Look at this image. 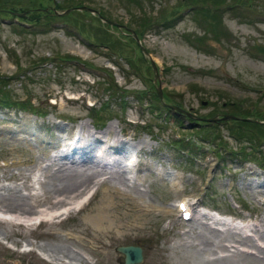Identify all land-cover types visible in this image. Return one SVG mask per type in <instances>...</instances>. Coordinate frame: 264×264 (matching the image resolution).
<instances>
[{
  "label": "rangeland",
  "instance_id": "1",
  "mask_svg": "<svg viewBox=\"0 0 264 264\" xmlns=\"http://www.w3.org/2000/svg\"><path fill=\"white\" fill-rule=\"evenodd\" d=\"M211 1L0 0V98L11 102L0 103V200L21 197L0 202L9 208L0 210V264H122L116 246L128 243L142 247L139 264H215L233 250L225 233L264 244L263 133L232 136L245 114L264 119V0ZM82 4L121 26L85 9L54 13ZM128 28L157 65L156 82ZM71 140L79 146L59 155ZM60 168L98 172L69 212L29 226L4 219L56 212L46 197L70 194ZM105 194L110 207L96 224ZM179 203L196 209L192 219ZM201 206L240 216L249 232L213 223ZM209 230L213 244L202 243Z\"/></svg>",
  "mask_w": 264,
  "mask_h": 264
},
{
  "label": "bare ground",
  "instance_id": "2",
  "mask_svg": "<svg viewBox=\"0 0 264 264\" xmlns=\"http://www.w3.org/2000/svg\"><path fill=\"white\" fill-rule=\"evenodd\" d=\"M73 135H74V133H72V136ZM79 140L80 139H77V141H79ZM77 141L71 140V142H74V143H71V145L70 144L65 145V147H67L65 149H69V147H71L72 145H74V146L78 145ZM29 148H31V147H29ZM65 156H67V155H65ZM74 161H75V159H74ZM128 167H130V166H128ZM135 168H136L135 166L128 168L129 169L128 172L129 173H132V172L139 173L138 171H136ZM117 169L120 172H122V173L125 172L124 170H122V164H120V161H119V163L117 162ZM86 172H88V171H86V170H78V169H75V168L74 169H70V168H62L61 169L60 168L59 171L56 172V174H58V177L60 179H62L63 187H65L66 192L70 193L67 196L65 194H62L64 197H60V198H58V196L56 195L55 196L56 198L52 199V201H51L50 197H46V200L52 202V206L49 207V210H52L54 208V209H56V212H49V211H46V209H44V211H39V212L38 211L37 212H32L31 210L24 211L23 213H21V212H17V213L16 212H10V213H8L10 217L9 218L6 217L4 219L7 220L8 222L14 221V222H18V223L26 226L27 224L30 223V222H27V220H28V218L31 219L32 213H37L35 218L36 217L39 218V222H38V224H39V223H42V222L51 221L53 219L51 217L52 213L60 215V214H63V212H69L71 210L70 206H71V208L74 207V205H73L74 201H71V200H75L76 201L78 199V197L80 198L81 197L80 194L83 193L85 190H87V188L90 186L87 183H91L92 179L95 178L94 174H96V175L98 174V172H95V171H94V173H86ZM111 175H112V177L114 179L115 178H119V177H117L119 175L115 174L113 172H111ZM104 179L105 178H102L99 181L100 182H104L103 181ZM109 180L111 181V179H109ZM106 186H108V185H106ZM110 189H112V188H110ZM113 189L116 190V188H113ZM58 195H61V193L58 194ZM18 198H21V197H14L13 199L12 198H4L3 200H0V202L1 201H5L7 203H10V204H7V205L19 204L20 202H18ZM65 200H69V202L58 206L60 203L64 202ZM29 205H30V203H29ZM30 206L33 207L34 204H31ZM56 206H58V207H56ZM109 207H110V204L108 203V198H107V195L105 194V199H104L103 206L102 207L100 206L99 208H97V210L91 216V219L93 220V222L96 223V224H100V222L105 220L106 219V213H107V210H108ZM4 209H9V208H7L6 206L0 205V210L4 211ZM161 209H164V208H161ZM168 209H169V207H168ZM38 213H40L42 215V218H41L40 214L38 215ZM246 228L247 227H245V230L243 228H240L237 232L242 233V234H247L249 232V229L246 230ZM192 229H189V230H192ZM205 232L200 231V233H199L201 238H202L201 239L202 243H207V244L211 243V244H213L214 239L211 238L212 233L210 232V230H209V233H210L209 235H208L207 231H205ZM262 234H263L262 237L264 238V233H262ZM212 236H217V234H213ZM225 236L227 238H229V240H227V241L230 242L231 240H233L232 242L234 244L233 243H231L230 245L226 244L227 247H228L227 248L228 250H230L229 247H232L233 250H230L231 252L228 255L225 254L224 256L217 257L216 261H215V264H264V244L263 243L260 242L259 243L260 247H257L255 242L251 241V240H253L252 238L249 239V237H247V238L241 237L239 239V237L237 238V236L235 234L230 233V232L229 233H225ZM262 242H264V240ZM237 244H240V245H237ZM213 246H216V247H221L222 246L223 248H225V246L223 244H221V243H218V244L215 243ZM253 246L258 248V250H259L258 253L256 251L255 252H251L250 251V250H252ZM247 247H249V248H247ZM240 253H241V255L242 254H246L248 256H251V261L246 259V258H243V257H241V258L235 257V256H237ZM49 255L52 256L51 254H49ZM70 255L73 256V257L76 256V254H74L73 252H70Z\"/></svg>",
  "mask_w": 264,
  "mask_h": 264
},
{
  "label": "water",
  "instance_id": "3",
  "mask_svg": "<svg viewBox=\"0 0 264 264\" xmlns=\"http://www.w3.org/2000/svg\"><path fill=\"white\" fill-rule=\"evenodd\" d=\"M85 9L88 10L92 13H96L100 16V18L104 21H106L109 24L115 25V26H121V24L115 23L113 21H111L109 18H107L106 16L102 15L99 13V11L95 8H92L90 6L87 5H76L73 7H68L62 11H58L54 8V13L55 14H66L70 9ZM127 31L130 32V34H132V36L134 37L135 41L137 42L136 44L139 45L140 49L142 50V53L148 58L149 62L151 63L152 69L154 75H153V81L156 82L159 79V69L157 67V65L154 63L153 58L151 56V54L147 51V49L145 48V46L143 45V43H141V39L139 38V36H137L136 34H134L133 30H131V28H128ZM156 91L159 95V97L161 98V91H160V87L156 88ZM174 108V105L171 106V108ZM177 108V107H176ZM215 118L213 119H208L209 122L213 121ZM116 249L123 253V263L122 264H139L141 261H143V249L140 246V244L138 243L137 245H132L131 243H128V245H122L119 244L116 246Z\"/></svg>",
  "mask_w": 264,
  "mask_h": 264
},
{
  "label": "trees",
  "instance_id": "4",
  "mask_svg": "<svg viewBox=\"0 0 264 264\" xmlns=\"http://www.w3.org/2000/svg\"><path fill=\"white\" fill-rule=\"evenodd\" d=\"M219 2V0H212L211 1V3L213 4V5H216L215 3H218ZM74 6H76V5H74ZM100 12V11H99ZM101 13V12H100ZM211 13V12H210ZM102 14V13H101ZM50 18H55V16H52V15H50L49 16V19ZM149 21V17L147 16V17H143V19L141 20V22L140 23H142V26H145V24H148L147 22ZM133 32H134V34H136L137 36H140V34L138 33V31L137 30H133ZM140 38V37H139ZM154 87L153 86H151V88H149V89H147L149 92L147 93L148 95H149V97L151 98V100H153L155 103H157V105H161V102H160V99H159V96H158V94H157V92L155 91V89H153ZM1 92V91H0ZM0 103L4 106V107H10L9 105H11V102L9 101V100H4V99H2V98H0ZM14 103V102H13ZM14 104H16V105H18V108H20V109H31L32 110V112L34 113V114H38V115H44L45 114V111H41L39 108H37L36 106H34V105H32V104H26V103H24V102H17V103H14ZM155 106V105H154ZM245 117H247V118H249V119H252V120H254L253 119V117L251 118L250 117V115H247V114H245L244 115V117L243 118H241V119H239V121H237V120H234V121H237L236 123L237 124H235V130H236V134H232V136L233 137H235V138H238V140H240V139H248V138H250V140L251 141H253L252 140V138L251 137H248L247 135L248 134H250V133H248V131L247 130H245L246 129V127L249 129V128H252V129H254V127H255V129H257L258 130V132L261 134V133H263V137H264V119H260V121L261 122H258V120H256V121H248V119L247 120H245L244 118ZM177 121H179V119H176ZM233 121V122H234ZM197 124H199V123H197ZM202 125V124H201ZM247 131V132H246ZM246 134V135H245ZM248 137V138H247ZM249 140V139H248ZM252 150H254V149H252ZM248 154V152H246V155ZM246 155H244L245 157H246Z\"/></svg>",
  "mask_w": 264,
  "mask_h": 264
},
{
  "label": "snow or ice",
  "instance_id": "5",
  "mask_svg": "<svg viewBox=\"0 0 264 264\" xmlns=\"http://www.w3.org/2000/svg\"><path fill=\"white\" fill-rule=\"evenodd\" d=\"M183 207V206H182Z\"/></svg>",
  "mask_w": 264,
  "mask_h": 264
}]
</instances>
